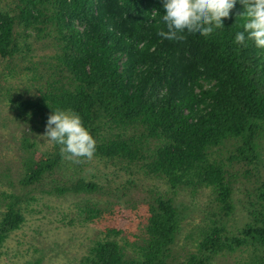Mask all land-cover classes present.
<instances>
[{
	"label": "trees",
	"instance_id": "1",
	"mask_svg": "<svg viewBox=\"0 0 264 264\" xmlns=\"http://www.w3.org/2000/svg\"><path fill=\"white\" fill-rule=\"evenodd\" d=\"M19 2L18 15L0 12V58L5 54L14 58L19 52L14 31L23 24L38 38L52 39L58 48L54 70L72 76L66 86L56 87L50 80L40 95L19 101L22 115L45 124L50 109H70L95 139L93 155L129 162L138 160L142 149H133L129 139L108 140L101 130L115 124L140 125L159 140L152 172L174 187L190 181L217 191L219 218L204 231L196 253L170 260L181 211L171 199L161 197L149 206L140 252L128 254L119 240L107 236L93 242L83 264H212L226 247L264 245V183L250 202L251 220L238 234H229L225 219L235 208L232 183L224 165L210 161V151L230 140H239L242 153L253 159L256 138L264 132V50L251 41L246 46L233 43L235 32L242 30L239 2L212 35H185L182 43L157 35L166 30L160 19L161 0ZM202 80L214 81L216 87L204 89ZM59 158L28 159L26 183H41L48 170L55 173ZM97 189L96 184L79 180L50 192ZM17 198L0 218V259L9 233L24 221Z\"/></svg>",
	"mask_w": 264,
	"mask_h": 264
},
{
	"label": "rangeland",
	"instance_id": "2",
	"mask_svg": "<svg viewBox=\"0 0 264 264\" xmlns=\"http://www.w3.org/2000/svg\"><path fill=\"white\" fill-rule=\"evenodd\" d=\"M19 1L0 0V12L18 15ZM14 32L19 52L14 58L6 54L0 58V218L18 196L24 221L5 240L0 264H83L93 242L107 236L119 240L128 254H137L147 237L149 206L161 197L171 199L181 211L170 260L177 262L196 253L204 231L219 218L217 191L190 181L174 187L166 177L152 172L159 140L140 125L122 128L115 124L101 130L108 140L129 139L133 149H142L138 160L96 155L65 158L58 145L42 138L45 124L22 115L17 104L40 95L48 81H54L56 87L66 86L72 83V76L54 70L58 48L52 39L38 38L36 31L23 24ZM201 84L204 89L216 87L214 81L202 80ZM256 142L253 159L242 153L239 140L226 141L210 151V161L224 165L233 187L235 208L225 219L229 234H238L251 220L250 202L264 183V132ZM57 156L55 173L48 170L41 183H26L28 159L47 161ZM79 180L92 182L98 189L50 192ZM211 263L264 264V245L247 242L226 247Z\"/></svg>",
	"mask_w": 264,
	"mask_h": 264
},
{
	"label": "clouds",
	"instance_id": "3",
	"mask_svg": "<svg viewBox=\"0 0 264 264\" xmlns=\"http://www.w3.org/2000/svg\"><path fill=\"white\" fill-rule=\"evenodd\" d=\"M239 2L243 12L242 30L235 32L233 43L246 46V41L264 50V0H161L164 10L161 22L166 30L157 35L172 43H182V36L207 38L223 27V19ZM42 138L59 146L67 159H91L96 151V141L83 125L80 116L70 109H50Z\"/></svg>",
	"mask_w": 264,
	"mask_h": 264
}]
</instances>
